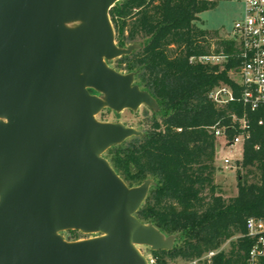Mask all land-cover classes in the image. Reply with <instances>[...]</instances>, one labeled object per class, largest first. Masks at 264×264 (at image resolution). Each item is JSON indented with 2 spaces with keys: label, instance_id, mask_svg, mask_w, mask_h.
Here are the masks:
<instances>
[{
  "label": "water",
  "instance_id": "1",
  "mask_svg": "<svg viewBox=\"0 0 264 264\" xmlns=\"http://www.w3.org/2000/svg\"><path fill=\"white\" fill-rule=\"evenodd\" d=\"M117 1L0 0V264H148L137 245L173 246L135 216L153 180L128 186L103 155L143 136L103 108L157 109L108 64L136 46L116 44Z\"/></svg>",
  "mask_w": 264,
  "mask_h": 264
},
{
  "label": "trees",
  "instance_id": "2",
  "mask_svg": "<svg viewBox=\"0 0 264 264\" xmlns=\"http://www.w3.org/2000/svg\"><path fill=\"white\" fill-rule=\"evenodd\" d=\"M217 0H119L109 10L120 47L136 45L116 58V70L132 72L134 82L155 99L143 136H132L104 152L128 186L150 178L153 184L135 216L165 236L175 235L167 250H151L154 264L188 262L215 251L209 264H247L250 240L245 219L264 218V131L261 111L234 100L224 105L208 94L239 86L231 77L239 65L238 44L219 29L196 24ZM222 56L219 62L203 57ZM92 89L90 92L92 93ZM245 115L249 137L242 145L237 193L224 196L215 183L214 126L231 141ZM228 242V249L222 246ZM205 264L206 261L204 262Z\"/></svg>",
  "mask_w": 264,
  "mask_h": 264
},
{
  "label": "built area",
  "instance_id": "3",
  "mask_svg": "<svg viewBox=\"0 0 264 264\" xmlns=\"http://www.w3.org/2000/svg\"><path fill=\"white\" fill-rule=\"evenodd\" d=\"M242 3V15L237 19L229 31V38L238 44V57L240 65L233 78L239 86V95L235 96L227 85H219L213 88L208 97L218 105H224L237 100L251 111L260 110L261 116L258 125L264 131V0H238ZM205 61L218 62L222 56H208L201 58ZM239 133L231 141L226 142L229 148L243 143L249 137V126L245 115L239 119ZM216 137L225 136V128L214 126ZM228 166L229 159H224ZM245 236L250 240V248L247 253V264H264V218L249 216L245 219ZM215 251L205 254L206 263H210ZM200 258H196L187 264H195ZM148 264H154V259H147ZM205 264V263H204Z\"/></svg>",
  "mask_w": 264,
  "mask_h": 264
},
{
  "label": "rangeland",
  "instance_id": "4",
  "mask_svg": "<svg viewBox=\"0 0 264 264\" xmlns=\"http://www.w3.org/2000/svg\"><path fill=\"white\" fill-rule=\"evenodd\" d=\"M243 5L238 0H217L216 5L199 14V21L196 24L202 28L213 30L219 29L222 36H229V31L232 30L234 22L242 15ZM117 59L108 62L109 66L116 69ZM219 62V61H218ZM120 72H125L120 70ZM232 78H237V74H231ZM93 94L100 95L96 91ZM152 110L146 105H141L137 110L123 109L116 112L109 108H103L95 117L99 121L120 122L126 126L134 127L138 130L147 128V120L151 117ZM226 135L216 137V152H215V183L219 185L224 196H233L237 193L238 174H243L241 167L242 145L237 144L233 148L226 146ZM229 159L228 166H225L224 159ZM64 239L72 241L86 239L97 234L84 233L79 230L69 229L60 232ZM170 236V235H168ZM176 237V236H175ZM175 238L173 240V243ZM229 244L226 242L222 248L228 249ZM140 252L147 258H153L151 249L146 245H137ZM206 256L203 255L201 260L195 264H204ZM169 264H185L184 261L178 259Z\"/></svg>",
  "mask_w": 264,
  "mask_h": 264
}]
</instances>
